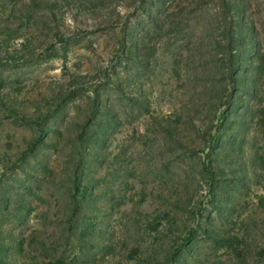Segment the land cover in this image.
Returning a JSON list of instances; mask_svg holds the SVG:
<instances>
[{
  "label": "rangeland",
  "instance_id": "obj_1",
  "mask_svg": "<svg viewBox=\"0 0 264 264\" xmlns=\"http://www.w3.org/2000/svg\"><path fill=\"white\" fill-rule=\"evenodd\" d=\"M0 264H264V0H0Z\"/></svg>",
  "mask_w": 264,
  "mask_h": 264
}]
</instances>
